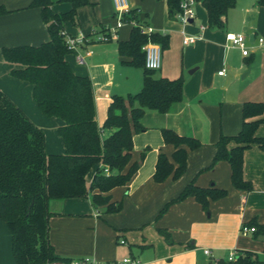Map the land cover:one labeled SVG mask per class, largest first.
Listing matches in <instances>:
<instances>
[{"label": "crops", "instance_id": "obj_1", "mask_svg": "<svg viewBox=\"0 0 264 264\" xmlns=\"http://www.w3.org/2000/svg\"><path fill=\"white\" fill-rule=\"evenodd\" d=\"M99 1L100 6L97 0L79 6L74 20L63 23V31L86 38L66 59L76 74L90 78L96 122L102 128L112 96L138 92L144 69L124 63L128 58L118 53V42L129 38L136 20L123 23L111 34L109 28L116 20L112 16L103 17V12L110 15L113 6L109 0ZM157 1L160 17L149 21L148 12H144L139 24L151 27L153 33L168 35V46L161 49V64L154 70V76L168 79L181 76L182 99L165 113L145 111L140 120L144 129L132 138L129 164L138 161L141 155L142 161L126 184L101 193L105 199L109 198L105 203H92L91 193L86 197L49 200V241L60 256L72 260L89 258L97 264H112L124 257L140 264H213L226 259L230 252L243 251L264 258V238L253 232H241L242 226L264 224V150L252 143L243 151L242 176L251 183V190L232 184L227 160L213 161L219 137L234 136L241 129L243 104L264 101V5H258L257 0H236L227 12L224 27L212 29L200 2L193 6L191 21L182 23L177 14L168 10L165 0ZM30 2L0 0L8 11L0 15V91L42 129L46 153L61 154L64 145L57 128L63 121L39 111L32 97V86L11 74L18 65L6 62L1 53L3 47L37 46L49 39L40 10L30 7ZM70 8L66 1L55 0L51 5L54 13ZM227 32L244 35L247 55L239 47L229 45ZM103 34L108 36L107 40L99 39ZM184 35L199 38L185 45ZM259 38L263 41L259 42ZM77 54L82 62L77 61ZM222 70L223 74H219ZM257 118L264 119V112L247 120ZM165 128L195 138L199 145L182 146L186 162L179 177L173 178L171 173L163 181H156L153 175L160 153L176 167L175 148L162 137L161 130ZM111 132L102 129L101 137ZM254 134L264 137V120ZM234 145L230 141L228 148ZM96 168L87 174V182ZM188 184L224 189L226 194L209 199L204 209L193 196L177 199ZM117 203L121 204L117 211L106 210L109 204ZM121 239L125 242L120 243ZM0 264H16L11 234L1 219Z\"/></svg>", "mask_w": 264, "mask_h": 264}, {"label": "trees", "instance_id": "obj_2", "mask_svg": "<svg viewBox=\"0 0 264 264\" xmlns=\"http://www.w3.org/2000/svg\"><path fill=\"white\" fill-rule=\"evenodd\" d=\"M69 2L67 12L54 13L52 0H31L29 6L37 7L48 31L49 39L37 46L19 45L3 47V59L18 65L11 74L32 86V97L39 111L48 117H57L63 124L57 128L64 152L48 154L45 151V136L26 114L0 91V219L11 234V250L16 264H71L72 258L60 256L52 247L49 237L48 202L52 199L86 197L91 193L94 204L105 203L101 193L122 186L138 169L142 156L130 163L133 135L142 131L140 120L146 110L160 113L182 99L184 79L155 77L154 70L145 68L142 46L148 41L158 43L161 49L168 46V35L140 32L142 23L136 8L124 14L125 22L136 20L129 38L118 42V53L127 57L124 63L143 67L141 89L126 96L113 95L107 108L106 119L100 128L96 122L94 93L91 80L86 75L76 74L66 56L67 48L63 23L73 21L76 9L88 0H56ZM168 10L177 14L180 0H165ZM207 13V25L222 29L229 9L236 0H196ZM264 5V0H257ZM8 11L0 4V15ZM141 25V24H140ZM264 112V101L245 102L242 106V126L234 136L221 135L216 143L214 162L225 159L231 166L232 184L242 190H251L252 185L243 179V151L252 143L264 150V137L255 136L257 125L264 119L256 117ZM102 129L112 132L101 137ZM165 143L175 150L176 167L160 153L157 157L154 179L163 181L171 173L179 177L185 169L186 151L183 145L194 148L199 145L195 138L179 135L172 129H162ZM235 145L228 148V143ZM101 165V167H98ZM97 167L91 180L86 176ZM108 168L106 174L103 169ZM94 191H97L93 193ZM226 194L224 189L202 188L188 184L178 200L193 196L204 209L209 199ZM120 203L109 204L107 211H117ZM255 236L264 238V224L252 225ZM213 264H264L252 251L236 254L234 260L219 259Z\"/></svg>", "mask_w": 264, "mask_h": 264}, {"label": "built area", "instance_id": "obj_3", "mask_svg": "<svg viewBox=\"0 0 264 264\" xmlns=\"http://www.w3.org/2000/svg\"><path fill=\"white\" fill-rule=\"evenodd\" d=\"M196 0H180V11L177 13V18L182 23H188L194 16V10L193 6ZM114 8H115V14H117L116 23L114 26H111L109 28L111 34H115V31L117 28L121 27L125 21L123 20L124 14H126L129 10L128 2L127 0H113ZM140 32L143 34H151L152 28L149 26H143L140 25ZM64 32V31H63ZM65 42L67 45V48L71 51H75L77 47L81 44H84L86 42V38L83 35H77V36H71L64 33ZM199 36L196 35H184L182 39V43L187 45L190 43H193ZM225 38L229 45L231 46H237L242 50V54L245 56L248 54V48L245 44V38L244 35L241 33H234V32H227L225 35ZM101 40H107V35H102L99 37ZM263 39L259 38V42H262ZM142 50L144 51V66L147 69L150 70H157L160 67L161 64V48L157 43H154L150 40H148L143 46ZM76 59L78 62H82V57L80 54H77ZM223 70L219 71V74H223ZM103 171L108 174L109 170L108 168H104ZM255 228L253 226H242L241 232L242 234H247L249 232H253ZM124 240H120V243H124ZM205 254L209 253L208 249L204 250ZM236 256L235 252H230L227 256V260H234ZM71 264H97L93 260L89 258H84L81 260H73ZM112 264H140L139 262L129 258L124 257L121 260L115 261Z\"/></svg>", "mask_w": 264, "mask_h": 264}, {"label": "rangeland", "instance_id": "obj_4", "mask_svg": "<svg viewBox=\"0 0 264 264\" xmlns=\"http://www.w3.org/2000/svg\"><path fill=\"white\" fill-rule=\"evenodd\" d=\"M109 1H111V4L113 6L114 15H113V12L110 13V15L103 12V17L106 18V16H108V17L112 16L116 20L117 19V14H115V8H114L113 0H109ZM97 2L99 3V6H100V1L97 0ZM103 2L107 3L108 0H103ZM127 2H128L129 6L135 7L137 9V11H139L138 12L139 14H142L144 12H148V20L149 21H150L151 18L153 19L154 17H160V14L156 10L157 4L160 3L157 0H127ZM196 2H199V1H196ZM195 3H194V6L195 7L198 6L197 3L196 4ZM105 6H106V4H105ZM103 35H105V34H103Z\"/></svg>", "mask_w": 264, "mask_h": 264}, {"label": "water", "instance_id": "obj_5", "mask_svg": "<svg viewBox=\"0 0 264 264\" xmlns=\"http://www.w3.org/2000/svg\"><path fill=\"white\" fill-rule=\"evenodd\" d=\"M53 2L55 1V0H52ZM191 21V20H190ZM107 200L109 199L108 197L106 198Z\"/></svg>", "mask_w": 264, "mask_h": 264}]
</instances>
